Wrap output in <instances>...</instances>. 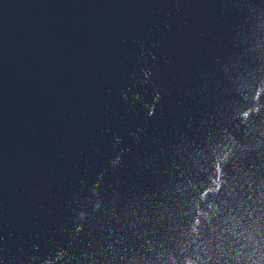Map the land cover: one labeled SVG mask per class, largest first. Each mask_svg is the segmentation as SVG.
I'll return each mask as SVG.
<instances>
[{"label":"water","instance_id":"95a60500","mask_svg":"<svg viewBox=\"0 0 264 264\" xmlns=\"http://www.w3.org/2000/svg\"><path fill=\"white\" fill-rule=\"evenodd\" d=\"M196 264H264V0H115Z\"/></svg>","mask_w":264,"mask_h":264}]
</instances>
